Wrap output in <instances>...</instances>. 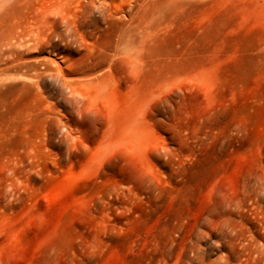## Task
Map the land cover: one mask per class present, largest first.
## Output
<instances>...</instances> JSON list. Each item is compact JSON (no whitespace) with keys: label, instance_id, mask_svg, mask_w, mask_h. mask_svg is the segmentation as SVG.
<instances>
[{"label":"rangeland","instance_id":"374dc122","mask_svg":"<svg viewBox=\"0 0 264 264\" xmlns=\"http://www.w3.org/2000/svg\"><path fill=\"white\" fill-rule=\"evenodd\" d=\"M0 264H264V0H0Z\"/></svg>","mask_w":264,"mask_h":264}]
</instances>
